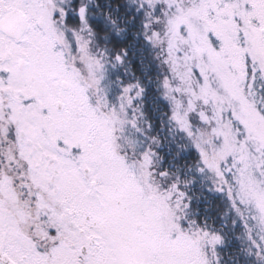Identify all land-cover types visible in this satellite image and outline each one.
I'll return each instance as SVG.
<instances>
[{
	"label": "snow or ice",
	"instance_id": "6c2138e0",
	"mask_svg": "<svg viewBox=\"0 0 264 264\" xmlns=\"http://www.w3.org/2000/svg\"><path fill=\"white\" fill-rule=\"evenodd\" d=\"M0 264H264V0H0Z\"/></svg>",
	"mask_w": 264,
	"mask_h": 264
}]
</instances>
